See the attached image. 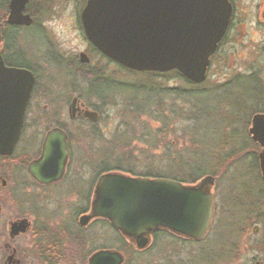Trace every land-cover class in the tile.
Masks as SVG:
<instances>
[{"label":"flooded vegetation","instance_id":"flooded-vegetation-1","mask_svg":"<svg viewBox=\"0 0 264 264\" xmlns=\"http://www.w3.org/2000/svg\"><path fill=\"white\" fill-rule=\"evenodd\" d=\"M31 4L28 0L23 10L30 16L29 23L10 24L9 0H0V54L4 65L29 73L33 80L18 138L10 153L0 154L1 161L15 167L18 177L10 188L4 176L10 172V165L7 163V171L0 166V264H87L92 253L106 248L104 243L92 250L89 247V228H100L99 224H107L118 239L123 238L138 251L107 219L81 221L90 213L100 175L117 172L151 177L103 162L91 169V176L85 177L83 172L89 166L83 143L92 136H102L101 130H89V125L108 115L107 106L115 101L122 85L116 79L120 71L150 75L146 85L150 100L170 91L181 98L209 93L215 102L227 100L230 134L242 137L239 148L248 149L252 155L244 185L247 226H235L231 241L212 254L217 256L216 264L223 260L264 264V123L254 129L264 120V0H81L75 7L74 22L82 47L71 54L52 41L45 43L42 24ZM170 7L174 10L171 17ZM20 31L28 39L27 50L41 47L39 55L22 46ZM94 58L103 66H93ZM65 78L69 82L61 81ZM153 78L160 81L157 88ZM168 80L178 85L165 86ZM79 82L86 83L89 95H100L99 104L85 101V88ZM86 111L95 112L96 119ZM74 123L88 127L70 129ZM49 140L60 145L47 154ZM215 180L213 176V216L205 236L194 241L167 232L202 242L217 208L212 191ZM10 189L27 205L23 213L13 217L5 214L3 207ZM70 200L76 204H66ZM157 232L150 235L148 246Z\"/></svg>","mask_w":264,"mask_h":264},{"label":"rangeland","instance_id":"rangeland-1","mask_svg":"<svg viewBox=\"0 0 264 264\" xmlns=\"http://www.w3.org/2000/svg\"><path fill=\"white\" fill-rule=\"evenodd\" d=\"M80 2L32 0L31 7L35 9L43 27V40L59 45L67 54L82 47L74 22L75 7ZM18 35L22 46L29 49L24 31ZM40 48L27 51L39 55ZM92 64L103 66V62L97 58H94ZM107 72H110L108 68ZM116 79L121 80L122 85L114 96L115 103L107 106L108 115H104L95 125H89V130H101L102 136H92L83 143L87 148L89 163L83 170L85 177L91 176V169L102 162L110 167L130 169L137 175L163 178L181 179L191 169H199L195 172L200 175L196 181L205 175L216 178L212 191L217 208L211 227L201 243L181 239L167 232L169 234L161 233L153 237L144 252L124 253L123 241L118 239L107 224H99L100 228L97 225L89 228L90 250L100 243H104L106 248L119 249L125 255L122 264H216L217 256L212 251L231 241L235 226H247V213L243 208L246 201L244 185L248 178L246 168L252 160L251 151L239 148L244 139L230 134L232 124L228 116L230 106L227 100L215 102L211 100L215 97L209 93L181 98L174 95L173 91L166 92L162 98L150 100L146 91L150 75L120 71ZM61 81L69 82L66 78ZM82 82L79 83L85 88L86 83L84 85ZM153 82L154 87L160 83L156 78H153ZM177 85L173 80L165 83L170 88ZM82 94L87 103L99 104L98 93L89 95L85 88ZM87 127L74 123L70 129ZM77 157L73 160L77 161ZM7 163L9 161L0 160V166L5 171ZM9 165L10 172L3 173L11 188L17 183L18 177L15 167ZM25 190L30 193L28 187ZM3 204L4 213L10 217L23 213L27 206L23 198L13 195L11 189ZM66 204L75 205L76 202L70 200ZM66 209L70 210L69 207ZM261 225L264 226V219ZM247 231L250 233V229ZM229 262L223 260L219 264H231ZM33 264H36L35 261Z\"/></svg>","mask_w":264,"mask_h":264},{"label":"water","instance_id":"water-1","mask_svg":"<svg viewBox=\"0 0 264 264\" xmlns=\"http://www.w3.org/2000/svg\"><path fill=\"white\" fill-rule=\"evenodd\" d=\"M27 1L9 0L8 23L30 22V16L23 13ZM111 1L114 3L117 0ZM173 11V7H170V17ZM84 13L82 18L86 26ZM32 82L29 73L5 66L0 54V154L10 153L18 138ZM86 114L93 119L97 117L93 111H86ZM262 123L264 120L258 121L254 129L257 130ZM55 145L60 144L49 140L46 153L50 154ZM212 183L211 175L201 177L195 184H183L169 178L134 177L108 172L97 179L90 213L83 215L81 221L93 217L107 219L110 226L133 242L137 250L145 249L150 242V235L159 229L200 241L213 216ZM124 259L120 250L105 248L92 253L87 264H122Z\"/></svg>","mask_w":264,"mask_h":264},{"label":"trees","instance_id":"trees-1","mask_svg":"<svg viewBox=\"0 0 264 264\" xmlns=\"http://www.w3.org/2000/svg\"><path fill=\"white\" fill-rule=\"evenodd\" d=\"M118 169H120V170H122V171H126V172H130V173H133L130 169H122L120 166H118L117 167ZM197 171H199V169H191L190 170V172H188L187 173V175L184 177V178H175V177H172L173 179H178V180H180V181H183V182H188V183H193V182H195L199 177H200V175L199 174H197V173H195V172H197ZM152 177H156V176H152ZM169 234V233H167V231L166 230H164V229H160L156 234H154V238L158 235V234ZM120 239V241L122 240L123 242V251H124V253L126 252V253H128V252H135V253H138L139 251H135L128 243H126L125 241H124V239L123 238H119ZM145 250H143V251H140V252H144Z\"/></svg>","mask_w":264,"mask_h":264}]
</instances>
